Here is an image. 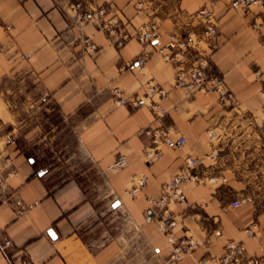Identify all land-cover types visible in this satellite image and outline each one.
Returning a JSON list of instances; mask_svg holds the SVG:
<instances>
[{
  "label": "crops",
  "instance_id": "1",
  "mask_svg": "<svg viewBox=\"0 0 264 264\" xmlns=\"http://www.w3.org/2000/svg\"><path fill=\"white\" fill-rule=\"evenodd\" d=\"M83 1L0 0V228L15 250L35 264H114L123 252L121 237L93 232L100 212L79 180L58 179L55 167L43 168L29 151L51 141L54 135L48 134L61 121L103 176L113 196L107 210L120 201L115 212L126 214L151 250L150 264H198L221 255L229 240L241 243L247 256H264V10L259 4L234 9L230 0H213L218 33L210 61L237 106L220 105L214 92L187 95L173 89L161 100L166 113L159 115L150 106L113 101L114 89L131 98L142 95L150 81L169 88L173 79V66L153 47H143L134 32L155 22L162 41L170 33H199L203 24L195 14L207 0H149L140 9L136 0H86L106 8L104 19L119 18L114 36L100 23L74 24L72 6ZM123 32L131 37L119 45ZM84 36L95 52L85 51ZM142 54L144 69L128 65ZM147 128L173 138L182 134L186 143L168 148L145 134ZM149 148L160 149L162 156L147 165L142 154ZM212 152L217 155L207 157ZM119 155L126 166L109 168ZM187 156L202 159L196 171L204 179L183 185L191 207L174 206L183 215L173 233L188 229L203 244L171 263V246L154 223L145 222L144 210L146 197L157 196ZM136 176H145L146 185L130 196L126 191ZM243 198L250 200L232 206ZM53 225L57 239L48 234ZM248 226L254 237L244 232ZM217 228L222 235L208 242ZM0 264H9L1 253Z\"/></svg>",
  "mask_w": 264,
  "mask_h": 264
},
{
  "label": "built area",
  "instance_id": "2",
  "mask_svg": "<svg viewBox=\"0 0 264 264\" xmlns=\"http://www.w3.org/2000/svg\"><path fill=\"white\" fill-rule=\"evenodd\" d=\"M149 0H136L135 7L142 8L143 4ZM253 4H259L264 10L262 0H230L229 8L249 7ZM214 1L207 0L197 11L202 24V31L199 33L187 31L184 34L170 33L166 41H162L155 22H148L137 28L134 37L143 46H151L158 52L165 62L170 63L174 69V75L170 87L167 88L160 83L150 81L145 86V92L142 95H136L131 98L121 97V92L117 89L113 91V101L117 104L130 105L134 108L141 106H150L156 110L159 115H164L166 110L160 106L161 100L167 98L173 89H183L187 95L197 92H214L217 95L218 103L224 107L233 108L237 106L235 94L226 86L223 76L215 72L212 68L210 56L216 46V36L218 33L217 19L213 13ZM72 20L78 27L88 23H100L108 36H114L118 33L120 20L116 16L104 19L107 13L105 7L89 6L84 0L76 2L72 6ZM7 31L10 26L5 25ZM131 37L128 32H123L118 44L121 45ZM82 44L86 52L93 53L97 50L92 40L84 36ZM152 41H158L154 44ZM29 54H23L22 58L28 59ZM147 57L142 54L130 62L129 66L140 67L144 69ZM176 109V107H174ZM145 134H152L154 141H162L168 148L176 149L186 143V137L179 134L176 138L164 134L163 132L153 131L150 128L144 130ZM217 154L212 152L207 157L214 158ZM162 152L158 148H149L142 154L143 161L149 165L157 159H160ZM127 164L125 158L119 155L109 168H123ZM202 164L199 157L187 156L182 170L174 174L168 181L161 186L157 196H147V206L144 210L145 222H152L156 228L165 236L168 244L171 246L167 261L173 263L182 260L187 254L194 252L201 247L202 241L192 234L188 229H184L180 235H175L173 229L177 226L182 213L176 212L174 206L183 204L185 208L191 207L187 199L183 185L186 182H201L203 177L196 171ZM146 185L145 176H136L130 189L126 193L135 196ZM250 200L243 198L232 202V206L237 207L241 203ZM20 204V201H16ZM244 232L247 236L254 237L256 231L253 227H246ZM220 229H214L207 237L211 242L215 237H220ZM0 253L9 264H35L30 257L20 251L15 250L11 238L0 228ZM264 256L252 257L246 255L244 246L234 240H229L224 252L219 256L203 257L198 264H263Z\"/></svg>",
  "mask_w": 264,
  "mask_h": 264
},
{
  "label": "rangeland",
  "instance_id": "3",
  "mask_svg": "<svg viewBox=\"0 0 264 264\" xmlns=\"http://www.w3.org/2000/svg\"><path fill=\"white\" fill-rule=\"evenodd\" d=\"M59 124L57 133L48 134V137L54 135L51 141L47 139L45 143H38L29 148V151L44 163L43 168L49 164L55 167L54 174L58 179L75 178L79 180L88 197L98 205L100 215L93 232L100 235L106 233L113 238L121 237L123 252L114 264H150L152 252L142 242L126 214L115 212V209L107 210L109 207L107 202L113 196L108 195L109 190L106 188L103 176L94 169L93 163L72 140L70 128L61 121ZM44 127L43 125L41 129ZM37 132L39 134V131ZM105 202L107 204L102 206Z\"/></svg>",
  "mask_w": 264,
  "mask_h": 264
},
{
  "label": "snow or ice",
  "instance_id": "4",
  "mask_svg": "<svg viewBox=\"0 0 264 264\" xmlns=\"http://www.w3.org/2000/svg\"><path fill=\"white\" fill-rule=\"evenodd\" d=\"M152 43L156 44V43H158V41H152ZM136 67H140V65L137 64ZM29 162L30 163H35V161H29ZM40 174L43 175L44 173L41 172ZM119 206H120V201H116V203L111 205V207L113 209L119 208ZM48 234L52 237V239H57V232H56V229H55V225H53L52 227H50L48 229ZM156 251L159 252L160 250L156 249Z\"/></svg>",
  "mask_w": 264,
  "mask_h": 264
},
{
  "label": "water",
  "instance_id": "5",
  "mask_svg": "<svg viewBox=\"0 0 264 264\" xmlns=\"http://www.w3.org/2000/svg\"><path fill=\"white\" fill-rule=\"evenodd\" d=\"M116 203V202H115Z\"/></svg>",
  "mask_w": 264,
  "mask_h": 264
}]
</instances>
